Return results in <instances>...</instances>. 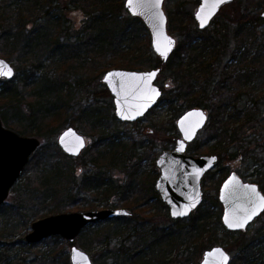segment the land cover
<instances>
[{
	"label": "trees",
	"instance_id": "1",
	"mask_svg": "<svg viewBox=\"0 0 264 264\" xmlns=\"http://www.w3.org/2000/svg\"><path fill=\"white\" fill-rule=\"evenodd\" d=\"M259 7L253 10L255 26L264 23ZM70 11L82 12L78 26L66 17L65 13ZM168 23L169 30L180 37L178 46L163 61L153 53L150 37L143 34L146 25L128 14L124 0H0V57L16 64L12 79H0L3 125L21 136L51 139L60 123L71 125L75 120L79 128L99 136L76 158L64 154L52 142L40 144L32 154L24 170L29 174L13 186L16 191L13 201L0 206V264H70L59 236L37 244L25 243L20 238L16 243L22 256L11 259L6 253L14 244L7 241L1 244L8 221H16V225L22 224L23 230H27L38 218L70 211L74 189L95 196L113 192L115 177L111 171L119 167L126 174L133 168L128 174V189L134 196L104 207H123L130 215L100 220L82 229L79 237L86 234L91 243H81V247L94 252V264H198L203 252L216 245L233 253L229 264H253L264 255V231L253 237L242 231H227L221 222L222 205L217 197L220 184L230 173L228 167L221 166L225 157L253 160L242 163L250 172L237 167V173L252 177L264 190V161L254 162L260 154L256 151L259 146L250 149L251 140L242 135L245 124L255 121L261 113L257 101L250 99L251 106L242 109L234 106L237 97L233 100L236 95L229 90L230 83L238 80L235 68L225 67L218 72L214 64L227 44L215 19L211 31L194 29L191 14L179 3L174 13L169 11ZM243 23L246 22L234 30V37L240 42L245 39L248 25ZM263 35L256 39L259 47L263 46ZM234 52L233 57L237 55ZM254 62L262 64L264 52H259ZM239 63L241 67L253 64L243 56ZM114 68L160 69L162 95L158 106L164 105L170 118L159 119L153 108L132 125L151 120L153 133L163 132L167 136L163 148L178 137L175 121L181 113L192 107L208 110L209 119L202 131L208 132L207 140L195 138L187 150L196 156H218V165L201 180L204 188L213 184L214 193L204 192L202 204L186 219L173 220L168 215L167 206L154 189L158 171L141 169V162L146 159L155 166L156 153L148 152L155 142L125 141L117 127L109 132L103 129L102 114L106 107H112L110 94L101 80L93 88L90 86L94 78ZM165 79L172 81L173 88H166ZM80 97L88 99L87 103L82 105ZM110 118L118 122L114 115ZM238 121L240 124L235 126ZM210 139L214 144H209ZM103 144L106 148L99 151L98 146ZM260 147L264 149V145ZM86 153L89 157L84 159ZM76 162L81 168L78 173ZM89 208L98 209L93 205ZM43 245L45 249L40 251ZM30 253L33 255H27Z\"/></svg>",
	"mask_w": 264,
	"mask_h": 264
},
{
	"label": "water",
	"instance_id": "2",
	"mask_svg": "<svg viewBox=\"0 0 264 264\" xmlns=\"http://www.w3.org/2000/svg\"><path fill=\"white\" fill-rule=\"evenodd\" d=\"M163 1L161 0L158 9L153 6V0H134L131 6L128 4V0H124V4L128 14L132 17L140 18L143 24L147 26L151 35V45L154 54L166 61L175 47V39L167 31V15L163 11ZM229 1L231 0L218 3V0H201L194 14L197 28L203 30L209 27L211 19L219 12V7L229 3ZM214 4L217 5L215 8H213ZM160 13L163 14L162 27L159 20ZM198 13H200V16L207 18V23L204 27H201V20L197 16ZM261 16L264 17V10ZM165 38H167V41H172V43L168 45ZM157 44H159L161 51L170 47L171 50L167 52V57L162 56L157 51ZM0 62L6 65L12 73L11 76L0 75V79H12L15 73L11 62L6 61L2 57H0ZM153 72L156 75L150 81L135 78ZM158 72L159 69L135 71L115 68L104 73L102 82L112 96L116 119L124 123L136 122L158 103L161 96V89L155 84ZM109 73H121L123 75H113L106 80L105 77ZM152 89L158 92L159 95H154ZM149 97L153 98L149 99ZM143 105H147V107L142 108ZM141 110L142 114L136 116L135 119H123L119 114L120 111L126 114H135L136 111ZM198 113L203 114L202 122L201 117L197 115ZM207 120L208 117L204 109L191 108L182 113L176 122L180 137L176 139L172 149L162 150L155 160L159 175L154 181V189L159 194L162 203L167 206L168 215L173 220L186 219L202 204L204 192L202 191L201 180L206 173L214 170L218 164L217 155L204 154L196 156L189 154L187 151L188 144L192 143L194 138L203 130ZM58 135L57 145L64 154L71 157L76 158L79 156L87 146L85 137L73 127H66ZM186 136H190V139H186ZM62 137L63 142L61 141ZM79 141H83V147L79 146ZM181 144H183V150L178 151ZM39 147L40 139L38 137L19 135L13 129L4 126L0 117V206L6 202L10 189L18 182L32 154ZM197 172H199L198 175ZM166 176L169 179H165ZM233 177L235 178L234 180ZM226 184L228 185L227 188L225 187ZM245 185L254 186L256 193H250L249 189L244 187ZM218 192V199L223 207L221 222L228 231H245L250 223L260 216L264 210V207L259 206V198H264L262 191L258 190L256 184L243 182L235 172H231L226 176ZM193 202H195V207H190L185 215H173V212H180L185 209V206ZM254 209L256 215L252 216V219L243 228H230L228 226V222H236ZM129 215L130 212L123 207L50 214L31 223L30 230L24 236V242L37 244L48 237L59 236L64 241L73 243L79 237L82 229L90 224L100 222V220ZM216 250H219V252ZM220 253L228 257L227 264H229L231 255L221 245L213 246L204 251L198 264H225ZM69 261L71 264H93L89 255L75 245L70 248Z\"/></svg>",
	"mask_w": 264,
	"mask_h": 264
},
{
	"label": "rangeland",
	"instance_id": "3",
	"mask_svg": "<svg viewBox=\"0 0 264 264\" xmlns=\"http://www.w3.org/2000/svg\"><path fill=\"white\" fill-rule=\"evenodd\" d=\"M197 1L199 0H165L164 3V13L167 14L168 17V13L171 10L173 13L174 11H176V4L177 2H182V8L186 11L189 12L191 15H193L196 11V7H197ZM261 5V7H259V14L262 13V11L264 10V0H253V4H252V9L254 10V8L256 6ZM226 11L219 13L218 17L219 18L222 14H228V15H237V17H232V19H230L229 21L231 22L227 27L224 25L221 27V31L222 32H228V34H225V38L227 40V44L226 47L223 49V51L221 52V57L217 59L216 62H214L215 66H217L218 68V72H221L223 70V68H228L231 69L232 67L235 68V77L236 79H238L235 83L231 82V87H230V94L235 93L236 96H234L235 103L234 106H236L238 109H242L245 106H251V101L252 100H256L257 101V105L259 108V111L261 112L259 114V116L256 118L255 121L253 122H249L247 124H245V127H243L242 129V135L243 137L250 139L251 140V144L249 145L250 149H253L254 146H259V148H257L256 151L260 152V156H257L258 159H256L254 162H258V161H264V149H262L260 146L264 145V126L263 122H264V62L262 64H257L256 62H254V60L256 59V57L258 56L259 52L263 53L264 52V43L263 46L261 45V47L258 46V42L256 41L257 37L261 34H263L264 32V23H262L261 25L255 26L250 23H243V24H248L245 28L246 30L245 32V39H243V42H240L239 39H236L234 37V30L237 26L242 25L241 22H244L243 20H240L241 15L244 14V7L240 6V7H229V9H225ZM66 17H69L72 19V21L74 22V25L78 26V24L81 21V18L83 17L82 12H74L72 13L70 12H66L65 13ZM223 16V15H222ZM175 20V19H174ZM218 21V20H217ZM218 22H222V21H218ZM221 24V23H220ZM194 29L197 28L196 22H194L193 20V25H192ZM215 24L212 23V25H210L208 31H211L214 28ZM220 25L217 23V27H219ZM147 28V27H146ZM209 33V32H208ZM143 34L146 36H149L151 38V35L149 34V30L148 28L143 31ZM171 34V33H170ZM173 35V37L176 38L177 37L179 39V35L178 33H173L171 34ZM264 36V35H263ZM242 37V36H241ZM240 37V39H241ZM234 51L237 52V55H235V57H233V53H235ZM242 56L249 62H252L253 64L249 67H241L239 60L240 58H242ZM11 63H13L12 65H16L14 62L11 61ZM115 69V68H114ZM104 74V73H103ZM102 74V75H103ZM102 75L100 77H96L94 78V82L92 83V86H90L91 88L94 87V85L97 84V81L101 80L100 78H102ZM233 81V80H232ZM165 84L169 83V86L171 88H173L172 86V81L170 79H165L164 80ZM246 82V84H245ZM251 89V91H250ZM253 90V91H252ZM249 91V92H248ZM88 101V99H84L82 97H80V102L82 105L86 104ZM105 112L102 114L103 115V124L105 126H103V129L107 132H109V130H114L115 127H117V129H119L121 132H123L124 136H123V140H129L132 139L135 142H139V141H145V140H152L154 141L155 145L151 146L150 150L148 152H154L156 153V157L161 154L162 150H170L172 149V147L175 144V139L174 141L171 143L167 144V148H163L162 143L164 144V140L165 138H167V136L165 135V133L160 132L158 134H154L153 130L150 129L151 126V120H142L141 122H139L138 126H133L132 124L128 123V124H122L121 122H113L112 119L110 118L111 115H114V111H113V107H106V109L104 110ZM154 114L159 115V119L161 120H165L167 121L170 118V113L167 112V109L164 105H159L156 110L154 111ZM77 116V115H76ZM176 122V121H175ZM61 126L57 129V133L54 136V138H45L44 136H36V135H31V137L35 136L38 137L40 139V144L43 145L47 144V143H51L57 144V138H58V134L61 133L66 127L70 126L73 127L74 129H76L80 134H82L85 137L86 140V148L88 149L90 146L93 145V143H95L98 139L99 136L98 135H92L91 133H88L87 131H85L83 128H79L80 124L74 120L73 124L69 125L70 123L67 124H62L60 123ZM240 122H236L235 126L239 125ZM87 125H89V123L85 124V127H87ZM110 127V128H109ZM8 128V127H7ZM111 133V132H110ZM201 132L198 136L197 139L198 140H204V138H208V132ZM207 140V139H206ZM209 144H214V140L210 139ZM99 151H102L106 148V145H99ZM85 148V149H86ZM262 150V151H261ZM258 153V152H257ZM53 154V153H51ZM210 155V154H209ZM89 157L88 153L84 154V159H87ZM155 157V159H156ZM224 162L222 163V167H228L229 172H238V169H241L242 171H247L250 172L249 169H245V167L243 166L242 163H247V162H253V160H247V161H240V159L237 157L236 159H227L226 157L224 158ZM133 161V160H132ZM136 159H134L133 163L135 164ZM154 162V161H153ZM141 165V169L144 170V172H149L153 169H155L156 171H158L156 165L153 167L152 163L149 161V159L143 160ZM78 162H76V165L74 164V166H76V173L80 172V166H78ZM88 166L90 167H94L92 165V163H87ZM31 166V165H29ZM27 166V168L29 167ZM264 166V163H263ZM133 168L131 167L130 170L127 172V174L121 170V167L114 168L111 171V175H113V180H112V185L115 187L113 192L110 193H101L98 196L92 195L90 192H83L82 190H73L72 195H71V199L69 200L70 203V211L68 212H79V211H89V206L93 205L96 206L98 209H94V210H100L101 208H110V207H104L105 204L113 202L114 204L118 203L121 200L127 199V200H131L134 196V193H132V191L130 192L128 189V183H129V176L128 174H130V171H132ZM25 171H23V175L19 178L18 182L21 183L24 179V175L26 176L27 174H29V172L26 170V173H24ZM264 172V169H263ZM250 180H254L252 179V177H249ZM264 178V176H263ZM203 184V182H202ZM16 185V184H14ZM13 185V186H14ZM18 185V184H17ZM204 185H202V190L203 192H209V193H214L212 190L214 185L213 184H207L208 187H203ZM264 187V184H263ZM10 193L7 197V199L5 201L7 202H12L14 197L16 196V191L14 190V188L12 187L10 189ZM109 197V198H108ZM66 212V213H68ZM4 224V221H2ZM8 228L5 234L4 239H2L1 244H4L5 241L9 242V243H13L14 246L12 247L13 249L8 251L6 254L10 256L11 259H17L19 257L22 256V250L19 249V245L17 242V240H19L20 238H24V236L26 235V233H28V231L30 230V225L28 226L27 230H23V226L22 224L20 225H16V221L14 222L12 220V222L8 221ZM262 227H264V215H261L260 220H257V223H255L254 225H251L250 228H248L245 232L248 233L249 235H251V237L256 236L258 231H264V228L262 229ZM48 239V238H47ZM42 241H40L39 243H41ZM81 243H84L86 245H90L91 240H89V237L86 234H83L80 237H77L73 243L67 245V242L64 241L61 238L60 244L62 246L65 247V251L68 253V256L70 255V248L72 245H75L77 248L82 249L83 251H85L91 261H92V254L94 252H89L86 251L85 249H83L81 247ZM2 247H4V245H2ZM45 249V245H43L39 250L42 251ZM47 249V246H46ZM56 250H58L56 248ZM5 254V253H4ZM230 255H232L233 253L230 252ZM27 255H33V253L27 254ZM25 255V256H27ZM69 260V259H68ZM70 262V261H69ZM71 264V262H70ZM94 264V261H93ZM253 264H264V255H262L261 258H259L257 261H255Z\"/></svg>",
	"mask_w": 264,
	"mask_h": 264
},
{
	"label": "snow or ice",
	"instance_id": "4",
	"mask_svg": "<svg viewBox=\"0 0 264 264\" xmlns=\"http://www.w3.org/2000/svg\"><path fill=\"white\" fill-rule=\"evenodd\" d=\"M133 2H134V0H128V4L130 6L133 4ZM224 2H227V0H218V3H224ZM160 3H161V0H153V6L157 9L159 8ZM216 6L217 5L214 4L213 8H215ZM197 16L201 20V27H204V25L207 23V18L200 16V13H198ZM159 20H160V26L162 27V25H163V14L162 13L159 14ZM165 39L167 41V38H165ZM171 43H172V41H167L168 45H170ZM156 48H157V51L160 52V54L164 57H167V52L171 50L170 47H167L165 50L161 51L159 44H157ZM11 74H12L11 70L8 69L6 65H3L2 62H0V75L11 76ZM113 75L120 76L123 74H121V73H109L106 75L105 79L108 80V78L113 76ZM155 75H156V73L153 72V73L146 74L145 76L135 77V78L140 79V80L150 81ZM152 93L154 95H159V93L156 92L154 89H152ZM152 98L153 97H149V99H152ZM145 107H147V105L142 106V108H145ZM119 114L121 115V117L123 119H135L136 116L142 114V110L136 111L135 114H131V113L126 114L123 111H120ZM197 115H199L201 117V122H202L203 114L198 113ZM186 139H190V136H186ZM61 141L63 142V137L61 138ZM79 146L83 147V141H79ZM182 150H183V144L180 145V148L178 149V151H182ZM213 159H215V158H213ZM198 174H199V172H197V175ZM165 179H169V177L166 176ZM234 179L235 178L233 177V180ZM225 187L227 188L228 185L226 184ZM244 187L248 188L250 193H252V194L256 193V189L254 186L250 187V186L245 185ZM259 199H260V205L259 206L264 207V198H259ZM190 207H195V202L191 203L188 206H185V209L180 211V212H173V215H185ZM254 215H256L255 209L251 213L245 215L242 219L237 220L236 222H228L227 220H226V222H228V226L230 228H243L247 224V222L252 219V216H254ZM216 251L219 252V250H216ZM220 254L223 256V260H224L225 264H227L228 257L226 255H223V253H220Z\"/></svg>",
	"mask_w": 264,
	"mask_h": 264
},
{
	"label": "flooded vegetation",
	"instance_id": "5",
	"mask_svg": "<svg viewBox=\"0 0 264 264\" xmlns=\"http://www.w3.org/2000/svg\"><path fill=\"white\" fill-rule=\"evenodd\" d=\"M164 3H165V0L163 1ZM200 2H201V0H199V1H197V6L200 4ZM182 2H180V6L182 7V4H181ZM177 4H179V2H177ZM176 4V5H177ZM252 4H253V0H231V1H229V3H225V4H223V5H221L220 7H219V12L211 19V22H210V24H209V27H210V25H212V23H213V20L215 19L216 21L218 20V21H222V22H218L217 21V23H219V25H221V27L223 26V28H224V25L227 27L231 22L229 21L230 19H232V17H237V15H228V14H222L219 18H217L218 17V15H219V13H221V12H224V11H226L225 9H229V7H240V6H243L244 7V9H245V11H244V14L243 15H241V17H240V20H243L244 22H247V23H253V9H252ZM163 7H164V4H163ZM196 9H197V7H196ZM196 9H195V11H196ZM164 11V10H163ZM195 14V13H194ZM194 14L193 15H191V17L193 18V20H194ZM167 15V14H166ZM260 17L261 18H264L263 16H261V14H260ZM194 22H195V20H194ZM221 23V24H220ZM196 25H197V22H196ZM147 27V26H146ZM209 27H207V28H205V29H203V30H208L209 29ZM198 30H200L199 28H197ZM167 31H168V34H173L174 32H171L170 30H169V23H168V17H167ZM201 31V30H200ZM225 34H228V32H224ZM150 34V33H149ZM170 34V35H171ZM172 37H173V35H171ZM174 39H175V47H174V49L178 46V37H177V40H176V38L175 37H173ZM150 45H151V38H150ZM151 48H152V45H151ZM173 49V50H174ZM172 50V51H173ZM153 51V50H152ZM154 53V52H153ZM171 54V53H170ZM160 57V56H159ZM161 58V57H160ZM162 59V58H161ZM163 60V59H162ZM164 61V60H163ZM216 62V61H215ZM120 69H122V68H120ZM127 69V68H126ZM126 69H124V70H126ZM159 69V68H158ZM129 70H132V69H129ZM136 70H141V69H136ZM135 70V71H136ZM147 70H151V69H147ZM146 70V71H147ZM160 70V69H159ZM106 72V71H105ZM104 72V73H105ZM158 74H159V72H158ZM104 76V74L102 75V77ZM101 79V81H102V78H100ZM102 84L106 87V85L102 82ZM155 84H156V86L157 87H160V82H159V80H158V75H157V79L155 80ZM165 86H166V88H169V83H166L165 84ZM107 89V88H106ZM160 89H161V95H162V87H160ZM109 91V90H108ZM110 94V93H109ZM160 98V97H159ZM110 100H111V103H112V107H113V100H112V96L110 95ZM158 103H159V101H158ZM158 103L153 107V108H157L158 107ZM160 105V104H159ZM153 108H151V109H153ZM192 108H199V107H192ZM150 109V110H151ZM200 109H204V108H200ZM149 110V111H150ZM188 110H190V109H188ZM205 110V112H206V116L208 117V110L207 109H204ZM113 111H114V107H113ZM187 111V110H186ZM185 112V111H184ZM183 112V113H184ZM149 112H147L144 116H142L141 118H144L147 114H148ZM182 114V113H181ZM181 116V115H180ZM178 118V117H177ZM177 118H176V120H177ZM140 119V118H139ZM208 119H209V117H208ZM116 120H118V119H116ZM119 121V120H118ZM121 122V121H120ZM137 122V121H136ZM207 122H208V120H207ZM122 123H124V122H122ZM128 123H130V122H128ZM127 123V124H128ZM133 123H135V122H133ZM130 124H132V123H130ZM207 124V123H206ZM205 124V125H206ZM203 129H204V127H203ZM203 131V130H202ZM201 131V132H202ZM200 132V133H201ZM199 133V134H200ZM198 134V135H199ZM180 137V134H179V132H178V137L177 138H179ZM176 138V139H177ZM197 138V137H196ZM176 139H175V141H176ZM194 140H195V138H194ZM193 140V141H194ZM189 144H191V143H189ZM188 144V145H189ZM187 148H188V146H187ZM217 159H218V156H217ZM155 162V161H154ZM155 165H156V162H155ZM218 165V164H217ZM237 173V172H236ZM239 175V177L241 178V180H243V182H245V183H248V182H250V183H253V184H256L255 182H253L252 180H250V178L248 177V178H245V177H242L240 174H238ZM221 185V184H220ZM257 185V187H258V190H261V188H260V186L258 185V184H256ZM220 187V186H219ZM219 189V188H218ZM262 191V193H263V195H264V190H261ZM218 192V191H217ZM219 193V192H218ZM217 197H218V195H217ZM218 201H219V199H218ZM221 203V202H220ZM222 205V204H221ZM222 209H223V207H222ZM263 213H264V210H263V212L260 214V216L261 215H263ZM260 216H258L256 219H254L251 223H250V225L247 227V229L248 228H250V226L251 225H254L255 223H257V220H258V218H260ZM246 229V230H247ZM233 232H238V231H233Z\"/></svg>",
	"mask_w": 264,
	"mask_h": 264
},
{
	"label": "bare ground",
	"instance_id": "6",
	"mask_svg": "<svg viewBox=\"0 0 264 264\" xmlns=\"http://www.w3.org/2000/svg\"><path fill=\"white\" fill-rule=\"evenodd\" d=\"M176 122H177V120H176ZM176 122H175V125H176ZM177 129V128H176Z\"/></svg>",
	"mask_w": 264,
	"mask_h": 264
}]
</instances>
